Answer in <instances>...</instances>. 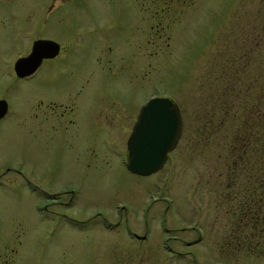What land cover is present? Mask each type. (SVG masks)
Returning a JSON list of instances; mask_svg holds the SVG:
<instances>
[{
	"label": "rangeland",
	"instance_id": "1",
	"mask_svg": "<svg viewBox=\"0 0 264 264\" xmlns=\"http://www.w3.org/2000/svg\"><path fill=\"white\" fill-rule=\"evenodd\" d=\"M141 2L0 0V264H264L261 171L229 169L249 146L234 135L249 49L247 73L264 71V0ZM40 36L65 48L17 78ZM72 96L69 115L45 107ZM153 96L183 131L139 175L127 139Z\"/></svg>",
	"mask_w": 264,
	"mask_h": 264
},
{
	"label": "water",
	"instance_id": "2",
	"mask_svg": "<svg viewBox=\"0 0 264 264\" xmlns=\"http://www.w3.org/2000/svg\"><path fill=\"white\" fill-rule=\"evenodd\" d=\"M59 45L51 40H36L31 52L14 62V71L22 77L33 73L43 58L53 57ZM6 106L0 101V117ZM182 115L177 103L167 97L153 96L139 109L136 121L127 139L128 170L139 175L156 172L166 162L182 133Z\"/></svg>",
	"mask_w": 264,
	"mask_h": 264
},
{
	"label": "trees",
	"instance_id": "3",
	"mask_svg": "<svg viewBox=\"0 0 264 264\" xmlns=\"http://www.w3.org/2000/svg\"><path fill=\"white\" fill-rule=\"evenodd\" d=\"M252 50L249 49L243 56L245 57V72L249 77V83L245 86L244 97L246 102V107L242 109L238 119L239 125L236 127L234 137L239 135L240 131L244 132L245 137L248 138L249 146L248 148L239 156L238 152H234L230 148V154H236V158L230 163L229 169L232 174H234L240 167L245 169L243 172L247 177L251 175H256L258 171H261L262 178L255 182L264 184V71L263 73H247L246 66L250 63L252 55ZM263 70H264V64ZM231 106H234L231 104ZM228 109V108H227ZM233 139V138H232ZM231 139V140H232ZM245 159V162H244ZM252 168L255 170L252 172ZM260 188V186H258ZM258 188L255 190L257 192ZM264 199V187L263 191ZM249 197L243 200L240 204L247 202ZM239 208V207H238ZM249 245V244H247ZM250 246V245H249Z\"/></svg>",
	"mask_w": 264,
	"mask_h": 264
},
{
	"label": "flooded vegetation",
	"instance_id": "4",
	"mask_svg": "<svg viewBox=\"0 0 264 264\" xmlns=\"http://www.w3.org/2000/svg\"><path fill=\"white\" fill-rule=\"evenodd\" d=\"M144 4H145V0H142V2H141V6H142V8H143V11L144 12H146L147 11V8L146 7H144ZM135 9H137L136 7H135ZM136 13L138 14V12L136 11ZM4 25V21L2 20V19H0V36H1V33L4 31V28L2 27ZM42 39H45V40H51V41H54L55 43H57L58 45H59V47H58V52L53 56V57H49V58H43L42 59V61H41V63H40V65L34 70V72L33 73H30V74H28V75H25V76H22V77H20V76H18L17 75V73H15V71H14V73H15V75H16V77L17 78H20V79H28V78H31V77H33L34 75H35V73L38 71V69L41 67V65H42V63L44 62V60H48V59H53V58H55L64 48H65V46H63L61 43H59L58 41H56V40H52L51 38H48V37H44V36H40V37H33V38H31V37H29V40H31L30 41V45H29V48L25 51V53H20L19 55H18V57H17V59L19 58V57H22V56H26V55H28L30 52H31V48H32V44L36 41V40H42ZM147 40H149L148 38H147ZM255 44L257 45V44H259V39H257V41L255 42ZM143 55H145V51L143 52ZM16 59V60H17ZM15 60V61H16ZM14 61V62H15ZM13 70H14V63H13ZM138 74H143V76H144V73H137V75ZM80 91V90H79ZM78 91V92H79ZM77 92V93H78ZM0 101H3L4 102V104H5V106H6V110H5V112H4V114L0 117V119H2L5 115H6V113H7V111H8V104H7V102L5 101V100H3V99H0ZM75 101V99L73 98V96L71 97V99H70V101H68V102H64V101H58V100H52V101H47L46 103H45V107L46 108H48L49 110H60V115H65V114H67V115H69V113L72 111V104H73V102ZM57 102H59V103H57ZM146 102V101H145ZM144 102V103H145ZM143 103V104H144ZM44 103H42V102H40L37 106H42ZM142 104V105H143ZM141 105V106H142ZM140 109V108H139ZM139 109H138V111H137V115H138V112H139ZM180 109H181V107H180ZM181 113H182V111H181ZM137 115L135 116V120H134V122H133V125H134V123H135V121H136V118H137ZM43 120H45V121H50V123H51V125H53V121H55V120H53V119H50V118H43ZM132 125V126H133ZM181 135H182V133H181ZM181 137V136H180ZM173 150V149H172ZM127 154H128V150H127ZM167 155H168V153H167ZM168 157V156H167ZM126 160H127V156H126ZM70 193H71V191H69ZM73 196H71V198H72ZM133 237L134 238H143V237H145L144 235L143 236H139V235H137V234H133Z\"/></svg>",
	"mask_w": 264,
	"mask_h": 264
},
{
	"label": "bare ground",
	"instance_id": "5",
	"mask_svg": "<svg viewBox=\"0 0 264 264\" xmlns=\"http://www.w3.org/2000/svg\"><path fill=\"white\" fill-rule=\"evenodd\" d=\"M174 149V148H173Z\"/></svg>",
	"mask_w": 264,
	"mask_h": 264
}]
</instances>
